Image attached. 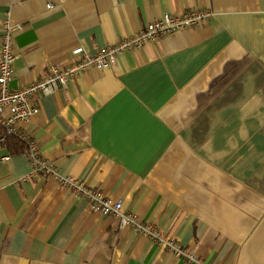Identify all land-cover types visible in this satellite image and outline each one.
I'll return each instance as SVG.
<instances>
[{"label": "crops", "instance_id": "obj_1", "mask_svg": "<svg viewBox=\"0 0 264 264\" xmlns=\"http://www.w3.org/2000/svg\"><path fill=\"white\" fill-rule=\"evenodd\" d=\"M194 9L213 16L40 96L24 128L62 175L201 264H264V0H0V54L9 22L18 90L67 66L77 47L94 54ZM8 153L0 264H188Z\"/></svg>", "mask_w": 264, "mask_h": 264}, {"label": "built area", "instance_id": "obj_2", "mask_svg": "<svg viewBox=\"0 0 264 264\" xmlns=\"http://www.w3.org/2000/svg\"><path fill=\"white\" fill-rule=\"evenodd\" d=\"M53 4L48 8L52 9ZM213 16L209 9H194L173 15L164 14L151 21L138 34L127 37L115 45L100 48L91 54L83 47L72 51V58L67 66H52L48 75L21 89L14 90L10 84L14 78V63L17 58L15 50L16 29L7 22L2 35L0 63V164L9 161L11 153L2 155L4 149L13 142L22 145V154L27 157L33 167V174L55 180L61 187L67 189L74 197L85 199L92 210L102 215L120 217L123 228H131L137 234L147 237L151 242L164 247L176 258L186 259L188 264H201L197 255L184 249L174 238H166L161 230L153 225L142 222L137 214L124 213L123 205L107 196L99 189L90 188L85 182L73 176L62 175L58 167L40 154L37 139L25 130L31 117L38 112L35 104L42 95H52L57 91L67 89L70 82L90 70H105L117 65L118 59L127 51L143 46L147 42H155L163 37L173 35L181 30L200 27Z\"/></svg>", "mask_w": 264, "mask_h": 264}, {"label": "trees", "instance_id": "obj_3", "mask_svg": "<svg viewBox=\"0 0 264 264\" xmlns=\"http://www.w3.org/2000/svg\"><path fill=\"white\" fill-rule=\"evenodd\" d=\"M12 146L15 147V150L17 153H22L23 152V147L21 144L17 143V142H13Z\"/></svg>", "mask_w": 264, "mask_h": 264}]
</instances>
